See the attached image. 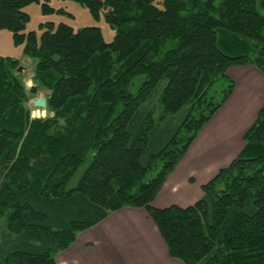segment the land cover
<instances>
[{"label":"trees","instance_id":"16d2710c","mask_svg":"<svg viewBox=\"0 0 264 264\" xmlns=\"http://www.w3.org/2000/svg\"><path fill=\"white\" fill-rule=\"evenodd\" d=\"M38 1L0 0V30L36 61L34 82L51 92L53 113L25 111L18 61L0 59V264H57L79 233L126 207L144 209L184 264H264V108L199 202L152 206L231 97L228 69L264 74L263 0H74L104 15L110 43L97 27L25 33L23 9Z\"/></svg>","mask_w":264,"mask_h":264},{"label":"crops","instance_id":"0c3cea01","mask_svg":"<svg viewBox=\"0 0 264 264\" xmlns=\"http://www.w3.org/2000/svg\"><path fill=\"white\" fill-rule=\"evenodd\" d=\"M231 97L204 126L169 176L152 206L188 208L204 197L202 187L228 167L245 147L244 137L264 108V74L255 66L231 67ZM57 264H184L172 258L157 226L144 209L123 208L56 256Z\"/></svg>","mask_w":264,"mask_h":264},{"label":"rangeland","instance_id":"374dc122","mask_svg":"<svg viewBox=\"0 0 264 264\" xmlns=\"http://www.w3.org/2000/svg\"><path fill=\"white\" fill-rule=\"evenodd\" d=\"M43 4H48L52 11L48 13L44 12ZM23 11L30 16L25 33L35 32L38 37H40L45 31L48 23L53 24L55 27L60 24H66L72 27L75 31L86 27H97L101 30L105 41L108 43L112 42L115 36V30L105 20L103 14L99 18H96L91 14L87 7L75 2L74 0H39L38 2L26 6ZM6 58L18 61L17 68L23 67L22 73H18V70L14 71L23 84L25 81L31 80L30 88L31 86L36 85L33 78L36 71V61L25 55L24 46H19L14 43L13 34L10 31L0 30V59ZM165 84L166 81L161 83V86L157 88L156 95L161 93ZM29 89L27 90L29 91ZM224 89L225 86L222 81H219L213 87L210 96L215 103H218L222 99ZM50 94L51 92L49 90L40 87L38 96L31 95L28 92L23 103L25 111H30L33 119H47L52 117L53 113L50 112L48 108L46 110L36 109L33 107L31 102L37 97H45L47 99L50 97ZM183 118L184 116L182 117L181 115H177L174 120L175 125L180 124ZM80 174L81 173L76 176L72 183L73 185L76 184ZM152 177H154V175L149 176L150 179ZM5 227H7L6 221L0 222V231Z\"/></svg>","mask_w":264,"mask_h":264},{"label":"water","instance_id":"95a60500","mask_svg":"<svg viewBox=\"0 0 264 264\" xmlns=\"http://www.w3.org/2000/svg\"><path fill=\"white\" fill-rule=\"evenodd\" d=\"M22 71H23V67H20L17 72L22 73ZM29 93L31 95L38 96L39 95V87L36 85L32 86L29 90ZM34 101H35V103H32L34 108L42 109V110L47 109V100L45 97H37Z\"/></svg>","mask_w":264,"mask_h":264},{"label":"clouds","instance_id":"9594fccd","mask_svg":"<svg viewBox=\"0 0 264 264\" xmlns=\"http://www.w3.org/2000/svg\"><path fill=\"white\" fill-rule=\"evenodd\" d=\"M24 84H25L26 89H29V88H30V85H31V80L25 81ZM31 102H32V103H35L34 100L31 101Z\"/></svg>","mask_w":264,"mask_h":264},{"label":"bare ground","instance_id":"6f19581e","mask_svg":"<svg viewBox=\"0 0 264 264\" xmlns=\"http://www.w3.org/2000/svg\"><path fill=\"white\" fill-rule=\"evenodd\" d=\"M19 68H20V67H19ZM19 68H18V69H19ZM18 69H17V70H18ZM152 103H153V102H152ZM152 107H153L154 109H156V108H157V107H156V103H153V106H152ZM40 113H41V112H40ZM85 168H86V167H85ZM79 173H82V172H79ZM79 173H78V174H79ZM149 218H150V217H149ZM150 219H151V218H150ZM151 220H152V219H151Z\"/></svg>","mask_w":264,"mask_h":264}]
</instances>
